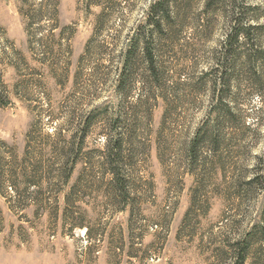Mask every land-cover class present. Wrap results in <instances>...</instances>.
Wrapping results in <instances>:
<instances>
[{
	"label": "rangeland",
	"instance_id": "obj_1",
	"mask_svg": "<svg viewBox=\"0 0 264 264\" xmlns=\"http://www.w3.org/2000/svg\"><path fill=\"white\" fill-rule=\"evenodd\" d=\"M154 1L0 0V264H232V244L247 239L246 264H264V28L257 46L238 50L232 113L214 102L211 71L232 10L264 25V0H179L181 16L162 32L147 25ZM146 37L162 86L144 92L140 42L121 98L123 53ZM89 116L66 182L59 150ZM115 128L129 149L126 203L108 196L101 168ZM200 130L222 143L213 152L208 138L192 162ZM32 164L40 185L28 187Z\"/></svg>",
	"mask_w": 264,
	"mask_h": 264
},
{
	"label": "trees",
	"instance_id": "obj_2",
	"mask_svg": "<svg viewBox=\"0 0 264 264\" xmlns=\"http://www.w3.org/2000/svg\"><path fill=\"white\" fill-rule=\"evenodd\" d=\"M213 1L216 0H212V2ZM212 2L210 0L208 5ZM178 5L179 0H155L150 6L147 25L160 32L163 31L165 25H167L168 28H173V21L176 18H179L182 14V10H174L178 8ZM236 14H239L238 10H232L231 16L229 17L231 21L230 27L227 30L226 38L220 50L221 52H219V57H217L211 70L215 73L213 85L214 102L217 104L219 103L218 105H221L220 110H224L227 113H232V108L230 104L227 103L226 98L229 97L228 95L231 90L232 71L236 68L235 66L237 65L236 63L239 58L238 50L239 48H247L248 46H257L258 37L255 36L256 31L264 28V25L261 24H249V21L245 20L243 14L242 16L240 14L237 17ZM140 42L142 44V58L145 61L147 72L144 81V92L148 93V89L152 90L154 87L159 88L162 86L161 80L163 72L160 71V65H158L159 56L155 52V48H153V40L147 37L141 41L137 39L130 40L123 53L122 68L118 76V89L121 98L125 96L123 93V91H125L124 89H127L130 83L136 80V72H134V69H137L138 66ZM258 49L259 47H257V51ZM252 55L253 54H251L250 57L253 58L250 61H254V63L260 61L259 57ZM3 97V91L0 87V102H2ZM92 123L93 118H91V116L87 117L80 127V135L73 137L59 150L63 159L60 165V169L62 170L60 176L65 177L66 182L71 178L81 159L80 156L84 151L86 136ZM118 131L119 130L115 128L113 132H110L105 136L106 142L103 150H101V158L103 160L101 168L103 167L104 173H108L111 176L107 185L111 188L108 190V196H115L124 200L126 203L131 198V184L126 170L127 143L124 140L123 135L117 134ZM215 133L210 135L209 132L201 130L196 133L187 150L188 156L192 162H196L202 157V147L207 144L206 141L208 138L210 147H215L213 152L216 151V148L218 149L221 146V138ZM260 165L264 169V156L260 158ZM31 169V174L26 172V168L23 169V175L27 181V186H39L40 184L36 177L40 171L42 172V169L38 164H32ZM260 177L262 179L263 176ZM258 178L259 176L256 177V179ZM254 184L255 180H250L249 183H247V186H254ZM13 188L15 189L14 191L16 194L12 198H15L16 200L18 199L17 202L19 203L21 195L18 193L15 186H13ZM30 199L33 200L34 197H31ZM258 232H260L259 237L264 241V227H261ZM250 245L251 241L249 239L242 243L237 242L232 244V264H246ZM259 251L260 249L258 252Z\"/></svg>",
	"mask_w": 264,
	"mask_h": 264
}]
</instances>
